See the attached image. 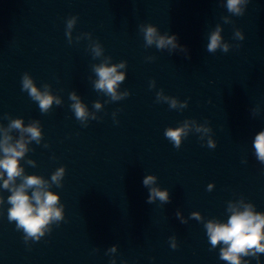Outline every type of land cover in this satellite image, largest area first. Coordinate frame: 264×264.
I'll list each match as a JSON object with an SVG mask.
<instances>
[{"label":"clouds","instance_id":"obj_1","mask_svg":"<svg viewBox=\"0 0 264 264\" xmlns=\"http://www.w3.org/2000/svg\"><path fill=\"white\" fill-rule=\"evenodd\" d=\"M248 0H227L225 7L229 13L236 16H243L244 11L241 5H244ZM75 23V17L68 20L67 28L70 30ZM225 23H228L225 18ZM140 31L144 35L145 46H151L155 43L157 49H164L171 46V49L181 47V50L186 51L185 46L177 44V35H160L157 27L151 23L141 24ZM221 28L217 25L215 31L210 33L209 42L207 44V52L216 53L220 49L223 53L229 52V45L222 43ZM66 35H70L66 33ZM234 38L241 41L244 40V34L241 30L234 33ZM170 49V50H171ZM93 58L102 55V49L99 44H95L92 48ZM190 59V58H189ZM126 61H121L119 64L109 65L102 62L93 66V70L98 77L94 82V88L97 91L103 92L105 95L110 96L113 101L123 98L128 95L125 93H118L117 88L120 83L125 80V74L118 71L125 67ZM47 88V85H45ZM22 91H27L32 100L37 101L42 113H47L52 106L54 100L57 105H60V100L53 97L47 91L41 92L33 82V79L25 73L22 77ZM160 93H157L159 98ZM69 99L74 103L71 109L75 114L76 119L83 123L88 118V111L86 106L80 101L75 92L71 93ZM167 100L168 98L165 97ZM94 107L99 110L102 106L99 102L94 104ZM169 107L175 109L177 101L172 99ZM181 108L186 107V104H181ZM93 119L96 117L93 115ZM87 127V125H85ZM188 128L187 122L181 128H169L165 131L164 135L173 143L176 149L181 147V136L187 135L186 129ZM18 130L20 136L18 139L13 140L9 134L11 130ZM2 136H0V181H2L3 189L10 191L7 198L8 204L11 206L7 210V218L9 222H15L17 230H23V239L27 242L30 238L33 242L39 241L45 235V231L49 232V225L52 222H57L63 219V205H59L60 195L57 192L51 191V184L56 187H62L61 180L65 175L64 167L58 168L51 176V184L40 175H25L24 168L21 167L20 161L24 158L25 153L29 150L28 143L36 141L40 143L42 139V132L39 126V121H35L28 126L24 125L22 118L11 119L7 128L0 129ZM200 131V128H197ZM205 132L209 131L204 129ZM47 146V145H45ZM217 146L211 139L207 143V147L215 149ZM256 158L264 162V130L259 131L255 135L253 141ZM29 164L34 165L33 161H28ZM6 175V178H5ZM17 178L21 182L17 185ZM156 177L153 175L145 176L143 185L149 187L154 185ZM212 185L208 186L210 191ZM29 190L31 193L29 194ZM161 202H169L168 190H161L157 187H149V195L147 203L151 204L155 199ZM3 198L0 197V204H3ZM242 203V202H241ZM227 211L231 213L227 222H219L215 219L208 220L204 227L206 228L207 237L211 245V249L220 246L219 258L227 261L228 264H249V261L244 260L242 257H252L256 259L257 264H261L258 254H264V213L255 211L252 204H243L242 208L238 204L229 202ZM176 216L179 217L180 213L177 212ZM192 218L201 220L198 212L191 214ZM184 223L185 221H181ZM172 248L176 249L175 238H172ZM116 245H113L110 252H115ZM107 255V253H106ZM112 264H115L113 261Z\"/></svg>","mask_w":264,"mask_h":264}]
</instances>
